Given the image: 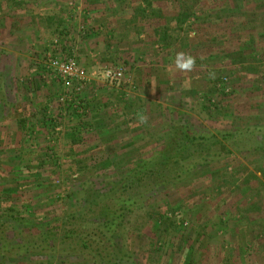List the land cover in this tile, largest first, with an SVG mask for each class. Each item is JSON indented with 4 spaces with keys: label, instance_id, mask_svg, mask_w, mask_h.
Here are the masks:
<instances>
[{
    "label": "rangeland",
    "instance_id": "1",
    "mask_svg": "<svg viewBox=\"0 0 264 264\" xmlns=\"http://www.w3.org/2000/svg\"><path fill=\"white\" fill-rule=\"evenodd\" d=\"M181 52L194 58L191 70L176 67ZM55 56H74L91 79L68 92L89 107L86 144L73 145L72 105L57 101L63 87L45 69ZM105 67L123 68L122 81H106ZM45 105L54 120L67 113L54 132ZM181 120L197 133L264 126V0H0V214L9 200L26 219L64 217L84 186L109 188ZM104 160L113 166L94 169ZM262 168L264 152L225 153L168 193H150L127 217L125 264H264ZM71 248L26 258L9 249L0 264H92Z\"/></svg>",
    "mask_w": 264,
    "mask_h": 264
},
{
    "label": "trees",
    "instance_id": "2",
    "mask_svg": "<svg viewBox=\"0 0 264 264\" xmlns=\"http://www.w3.org/2000/svg\"><path fill=\"white\" fill-rule=\"evenodd\" d=\"M179 20L180 15L177 17V21ZM162 35L161 39L165 41V32ZM57 85L59 88L63 87V91L58 89L61 92L57 96V101L62 103L60 98L65 91L64 83L58 79ZM125 96H121L122 100H125ZM68 105H72V110L67 113L70 118L76 119V125L72 127L73 133L69 132L73 136L72 143L74 146L86 144L88 142L84 139L92 137L90 133L89 137L84 134L91 128V121L85 119L88 115L84 111L89 107L86 104L83 110L80 106L74 107L75 103L69 101ZM41 112L45 119L44 125L50 126L53 132L59 128L60 123L57 121L67 114L61 110L57 115L58 119L54 120L48 116V105ZM30 123L32 119L28 117L19 120V125L24 130ZM167 124L168 130L162 136L159 148L147 157L141 156L137 161H130L128 167L117 170L116 181L107 182L110 187L105 188L106 190L101 192L91 188L87 191L84 186L78 191L81 201L79 207L64 217L36 222L22 217L15 203L7 200L8 209L0 214V260L8 257L6 252L11 249L17 250L18 257L26 258L38 256L36 249L43 251L41 249L47 248L51 251L49 254L66 252L73 243L75 248H71L72 252L67 254L87 253L92 264L130 262L121 242L124 239L126 220L136 206L143 205V199H147L150 193H168L181 182L189 180L196 169L225 156V153L234 155L264 152V126L248 125L219 133H197L184 120ZM111 163V160H104L93 166L94 169L105 170L113 166ZM261 172L264 177V168ZM90 181V178L82 177V184L88 185ZM160 218L162 222L168 221L170 225H174L167 215H161ZM7 226L16 230L17 238H7ZM58 228H61L60 232ZM58 243L61 246L59 252ZM58 260L66 263L62 256ZM47 264H53V261L49 260Z\"/></svg>",
    "mask_w": 264,
    "mask_h": 264
},
{
    "label": "built area",
    "instance_id": "3",
    "mask_svg": "<svg viewBox=\"0 0 264 264\" xmlns=\"http://www.w3.org/2000/svg\"><path fill=\"white\" fill-rule=\"evenodd\" d=\"M45 69L55 74V77L64 83L65 92L61 95V101H67L70 97L68 92L81 93L91 81L86 70L80 65L74 56L65 59L58 57H50L45 63ZM103 78L115 83L122 81L124 69L121 67H105L103 70ZM71 100V97L69 98ZM77 105H74L76 107ZM82 112V111H81ZM57 130L59 128H56Z\"/></svg>",
    "mask_w": 264,
    "mask_h": 264
},
{
    "label": "clouds",
    "instance_id": "4",
    "mask_svg": "<svg viewBox=\"0 0 264 264\" xmlns=\"http://www.w3.org/2000/svg\"><path fill=\"white\" fill-rule=\"evenodd\" d=\"M194 58L185 53H178L176 56L175 64L176 67L180 70H191L194 66Z\"/></svg>",
    "mask_w": 264,
    "mask_h": 264
},
{
    "label": "crops",
    "instance_id": "5",
    "mask_svg": "<svg viewBox=\"0 0 264 264\" xmlns=\"http://www.w3.org/2000/svg\"><path fill=\"white\" fill-rule=\"evenodd\" d=\"M13 54H14V55H12V56H14V65H15V64H16V61L18 60V58L21 59V58H20L21 55H20L19 53H16V52H14ZM18 54H19V55H18ZM18 56H19V57H18ZM16 68H17V64H16ZM21 69H22V68H21ZM21 69H20V71H21Z\"/></svg>",
    "mask_w": 264,
    "mask_h": 264
}]
</instances>
